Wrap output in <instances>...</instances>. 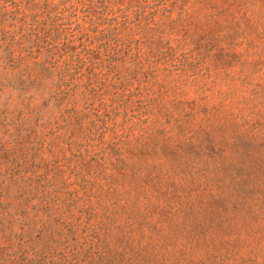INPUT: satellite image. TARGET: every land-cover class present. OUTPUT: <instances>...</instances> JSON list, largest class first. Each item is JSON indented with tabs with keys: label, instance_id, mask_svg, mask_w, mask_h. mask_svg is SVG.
<instances>
[{
	"label": "trees",
	"instance_id": "trees-1",
	"mask_svg": "<svg viewBox=\"0 0 264 264\" xmlns=\"http://www.w3.org/2000/svg\"><path fill=\"white\" fill-rule=\"evenodd\" d=\"M257 7L264 0H0V59L42 108L44 171L30 187L40 241L26 264H149L166 228L139 223L140 194L148 204L172 188L174 217L211 225L226 209L225 176L239 186L235 230L244 193L264 192ZM200 241L206 260L238 264L237 242L220 253Z\"/></svg>",
	"mask_w": 264,
	"mask_h": 264
},
{
	"label": "rangeland",
	"instance_id": "rangeland-1",
	"mask_svg": "<svg viewBox=\"0 0 264 264\" xmlns=\"http://www.w3.org/2000/svg\"><path fill=\"white\" fill-rule=\"evenodd\" d=\"M257 9L261 22L259 30L263 31L264 8ZM40 103L34 87L28 88L27 82L19 79L17 69L0 59V264H26L27 251L38 247L40 241L34 216L37 201L30 189L32 182L44 171ZM202 182L205 187L206 182L199 181ZM223 182L224 200L219 202V207L226 209L215 212L225 225L223 229L218 220L211 225L202 222V216L193 221L187 220L184 214L174 217L173 213L180 209L174 201L180 200L173 195L172 188L166 193L156 190L148 204L145 194H140L139 206L135 207L139 223L150 227L149 230L166 228L163 239L154 241L155 257L149 264H219V261L206 260L209 254L205 242H199L200 239L219 248L222 244L237 242L238 264H264V192L244 193L247 204L237 213L235 230L228 234L226 227L234 217L232 208L236 200V196L230 195L239 186L228 176ZM222 184L218 181L214 185L218 192H224ZM185 187L187 191L192 188L191 184ZM171 218L176 221L172 222ZM170 226L177 233L172 239H169ZM209 226L214 230H207ZM225 251L220 248V253Z\"/></svg>",
	"mask_w": 264,
	"mask_h": 264
}]
</instances>
